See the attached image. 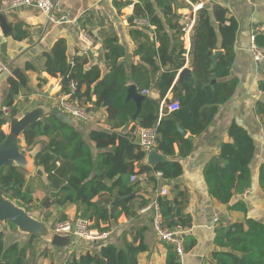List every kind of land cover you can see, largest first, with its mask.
Listing matches in <instances>:
<instances>
[{"label": "trees", "instance_id": "1", "mask_svg": "<svg viewBox=\"0 0 264 264\" xmlns=\"http://www.w3.org/2000/svg\"><path fill=\"white\" fill-rule=\"evenodd\" d=\"M187 1L196 3L199 0ZM123 4L129 5L130 2ZM174 4L175 0H151L138 1L134 5L135 16L155 27L151 39L144 28L141 30L132 27L129 32L133 38L142 36L147 39L144 44L139 45L135 54L150 66L149 71L142 65H136L132 69V75L129 76L124 65L119 62L125 53L115 37L103 41L105 50L103 61L109 68V73L102 77L99 63L85 69L88 61L86 50L83 48L80 51L82 55L74 56L70 63L64 39L55 41L51 51L41 55L44 63L40 72L50 77L59 75L62 79L68 71V65L71 64L67 75L70 87H64L62 84L61 92L82 108H84L83 104L92 102L91 98L94 96L95 101L92 102L91 109L95 111L105 108L111 130L95 128L89 133V140L94 142L95 149L98 150L96 156L93 155L91 146L84 139L80 126H77L74 121L70 122L65 117H61L62 114L57 111L30 125L23 132L21 153L31 154L32 166L40 168L41 174L45 176L44 178L37 176V178L45 198L49 199L46 208L51 205L62 208L75 206L77 212L84 214V219L89 222L90 229L101 233L109 232V210L105 206L110 204L113 192L117 191L118 196L122 198L118 214L132 216L131 202L137 184L130 182L129 179L134 175L133 162L143 160L145 155L137 145L132 144V136H129L132 128L130 133L124 136H118L117 133L122 135L132 122L135 123V127L141 129L155 127L160 137L159 148L165 154L171 155L173 154V143L178 139L175 123L181 114L198 103L194 96L196 91L202 94V101L199 102L198 107L210 104L211 111H216L219 104H224L231 98L237 85V79H228L235 58L237 23L227 15L225 9L213 5L211 15L207 9L197 13L195 29L191 32V48L188 53L192 76H185L179 80L174 91L173 100H177L178 110L168 115L166 106L173 101H166L168 104L160 111L159 101L144 100L140 104V111L135 120H132L136 111V103L131 98L127 99L128 84L136 85L139 91L150 89L158 93L159 100H162L170 90L177 72L184 65L186 51L182 42L176 41L175 44L170 45L171 40H175L176 36L184 34L182 26L177 24L179 15L175 12ZM156 7L160 9L165 25L169 28L168 31H175L172 38L165 32ZM172 21L175 23L172 24ZM10 37L16 42L31 41V35L23 28L22 22L14 26ZM156 42H158L157 47H155ZM254 43L264 48V32L254 36ZM217 49L223 52L218 55L211 69V55ZM168 52L176 55V59H167ZM155 58L159 60L161 67L168 66L157 78L156 73L159 71V66L156 65ZM6 68L9 76L6 79V90L0 103V144L6 138V134L1 130L2 126L19 112L16 98L19 95L28 96L31 93L26 73L36 72L33 64L30 63H24L22 66L10 65ZM212 80L216 82L212 83ZM260 89L264 91V86ZM85 109L88 112L90 110ZM257 109L258 114L263 118L264 126V104H258ZM160 112L161 115L166 116L167 114L169 117L160 119ZM78 122L81 121L78 120ZM233 127L237 129L236 126ZM190 132L194 134L193 130ZM242 137L246 145L242 150L235 143L232 145V157L227 168L219 167L206 171L210 194L218 203L226 205L231 201L233 193L241 194L250 188L251 177L248 166L254 156V146L244 132H242ZM181 141L184 145L189 143L188 140ZM179 154L187 155L182 147L179 148ZM142 171L149 173V168H144ZM154 171H159L166 180H173L182 174V167L178 162L171 161L160 164L154 168ZM30 180L32 178L26 170L16 167L0 169V191L5 198L27 212L32 208V194L34 193V185ZM258 186L264 194V164L259 168ZM103 194L108 196L103 202H92L93 198ZM156 204L159 208L163 229L175 232L178 227H185L188 224L176 217L175 211L178 205L175 200L168 201L166 198L159 197L156 199ZM38 208L41 207L37 206ZM231 209L245 215L247 213L242 201L234 203ZM46 218L44 222L47 223L51 215L47 214ZM116 219L117 217L113 221ZM65 220V215L61 213L50 227ZM100 224L107 226L102 227ZM7 232L15 233V226L8 222L4 225L0 223V263L24 264L25 260L29 261L28 257L26 259L28 252L31 263H33L39 255L34 252L31 241L38 237L30 235L28 243L21 247L18 240L7 242ZM128 235L131 237L130 241H127L126 233H123L118 242H97V249L92 252L82 254L73 251L62 261V264H137L138 254L147 251L144 245L145 233L142 230L134 233L132 237L131 230ZM163 244L167 251L165 264H178L173 246ZM214 244L219 247L220 251L213 253L212 264H264V223L245 217L243 222L221 225L215 230ZM193 246V241L189 242L188 238L184 239L185 252L190 251ZM18 259L19 262H17Z\"/></svg>", "mask_w": 264, "mask_h": 264}, {"label": "crops", "instance_id": "2", "mask_svg": "<svg viewBox=\"0 0 264 264\" xmlns=\"http://www.w3.org/2000/svg\"><path fill=\"white\" fill-rule=\"evenodd\" d=\"M125 2H130V4H123ZM137 3L138 1L136 0H60V5L68 11V20L62 24L48 22L46 17L34 8L1 12L11 27V33L14 26L22 22L23 28L31 35L30 42H16L10 37L11 33L4 36L0 32V67L16 64L22 66L24 63H30L36 69V72L29 71L26 73L31 93L28 96L19 95L16 98V105L19 106V115L21 116L38 106L45 107L49 114L54 111L60 112L62 114L60 115L61 117H65L70 122L74 121L77 126H80L84 139L91 146L93 155L96 156L98 150L95 149L94 142L89 140V133L95 128L111 131L107 122L105 108L92 110V102L95 101V97L92 96V102L82 105L84 108L90 109V121L78 122V120L71 119L65 115L59 107V101L67 97L66 94L61 92L62 79L59 75L57 77H50L46 73L40 72L44 63L41 55L49 53L55 41L64 39L67 45L69 62L72 63L74 56L82 55L80 52L82 48L90 50L92 57L89 58L87 56L88 64L85 66V69L99 63L102 77L109 73V68L103 61V54L105 53L103 41L110 37H115L118 40V44L124 49L125 54L119 62L124 65L128 75H132V69L136 65H142L149 71L150 66L143 62L140 56L135 54L139 45L144 44L147 39L142 36L140 38H133L129 32L132 30V27L141 30L144 28V31L151 39L155 27L152 25L143 27L134 24V20L140 18L135 16L133 12L134 5ZM197 5H201V7L193 13L192 8ZM213 5L225 9L227 15L232 17L237 23L234 44L235 58L230 69V77L228 78L237 79L234 93L226 103L219 104L216 111H211L210 104L198 107L199 102L202 101V94L200 91H196L194 96L198 103L192 109L181 114L175 123L178 139L177 142L173 143V154H165L159 148L160 137L158 136L153 150L161 158L160 162L155 166H150L147 162L148 152H144L141 149L140 151L145 154L143 160L133 162L132 170L134 175L132 177H136V180L132 181V183L136 182L137 186L134 189V198L131 202L132 216L118 214V210H120L118 206L113 216V219L117 217L116 221L110 219V204L118 196L117 191L113 192L110 204L105 206L109 210L110 230L108 238L102 241H107L108 243L118 242L123 233H126L127 241H130L131 237H129L128 233L131 230L132 237L134 233L144 231V245L147 251L138 254L137 264H165L166 261L167 251L165 245L159 240L153 226V208L144 212L141 211L144 207L156 202V199L159 197L166 198L168 201L175 200L178 205L176 211L179 210L178 214L175 211L176 217L188 223L185 227H178L175 230V232H178L183 237V246L185 238H188L189 242L193 241L194 243L190 251H184V254L180 258V264H212L213 253L220 251L219 247L214 244V236L215 230L221 225L225 226L231 223L243 222L245 217L248 216L264 223V194L258 186L259 168L264 164V126L263 118L257 112L258 104H264L261 100L264 99V91L260 89V87L264 86V64L254 62L250 52L251 39L257 33L264 32V0L256 1L253 5H249L244 0H199L196 3H190L187 0H175V12L179 15L177 24L183 26L191 18H194L196 22L197 13L204 9H207L211 15ZM156 12L164 25L165 32L172 38L175 31H168L169 28L165 25L166 23L161 11L157 7ZM212 21L214 22L213 19ZM171 23L174 24L175 21ZM214 24L216 23L214 22ZM194 29L195 24L189 33L176 36L175 40H171L170 42V45L175 44L176 41L182 42L183 48L186 51L182 69L188 68L190 70L189 77L192 76V69L188 53L191 48V32ZM217 37L220 39L218 35ZM86 40L92 43L91 47L86 45ZM157 46L158 42L155 43V47ZM215 51H218L219 54L223 52L217 49L213 53ZM166 58L176 59V55H171L168 52ZM154 60L156 65L159 66V71L156 73L157 78L168 66L161 67L159 60L157 58ZM180 71L181 69L177 72L170 90L162 100H159L158 93H154L150 89L139 91L137 86L132 83H129L128 86L134 85L140 94L143 91H148L147 95H142L148 101H159V109L161 111L168 104L166 101H177L173 99ZM8 76V70L4 71L0 79V103L6 90V79ZM215 82L216 80H212V83ZM169 97H171V100L168 99ZM168 115H161L160 112L159 118L165 119ZM134 124L132 122L122 135L119 133L117 135L124 136L126 133H130V129L132 128L129 136H132V144L136 146L137 133L141 128L135 127ZM177 126L185 134H181ZM233 126H236L237 129H234ZM190 130H193L194 134H191ZM242 132L250 138L254 146V156L248 166L251 185L249 189L244 190L241 194L233 193L231 201L228 204H221L210 194L206 171L219 167L227 168L230 165L233 150L232 145L235 143L240 150L246 145ZM181 140H188L189 143L184 145ZM180 147L183 148V152L187 155L181 156L179 154ZM135 152L136 150L134 149ZM171 161H176L181 165L182 174L173 180L164 179L162 174L161 177H158L157 173L160 172H155L154 168L164 162ZM29 166V176L32 178L34 185L32 210L28 211L30 215L49 227L53 225L54 219L59 217L61 213L65 215L66 220H75L77 217L84 219V214L77 212L75 206L62 208L51 205L46 208L49 204V199L45 198V194L37 178V176L42 178L45 176L41 174L40 168L32 166V159L29 160ZM144 168H149V173L142 171ZM32 172L33 174H31ZM162 190L166 191L167 194L162 195ZM107 197L104 194L96 196L92 199V202H103ZM46 200H48V203L46 207H43ZM121 200L122 198L120 197V202ZM238 201H242L245 204L246 215L240 211L231 209L232 205ZM37 206L41 208L37 209ZM47 214H50L51 218L46 223L44 221L47 219ZM100 225L102 227L107 226L106 224ZM16 234L17 237H13L12 239L20 241L21 247L28 243L30 235H21L17 231ZM97 242L101 241L87 242L82 240L80 243L75 241L68 248L58 249L39 238H34L31 241V245L34 252L39 256L31 263L30 253L28 252L26 259L28 257L29 261L26 264H62V261L70 256L73 251L84 254L85 252H92V250L97 249ZM138 243L139 240L137 241Z\"/></svg>", "mask_w": 264, "mask_h": 264}, {"label": "built area", "instance_id": "3", "mask_svg": "<svg viewBox=\"0 0 264 264\" xmlns=\"http://www.w3.org/2000/svg\"><path fill=\"white\" fill-rule=\"evenodd\" d=\"M249 5H253L254 2L260 0H244ZM201 5H197L192 8L195 13ZM25 8H34L43 14L48 22L53 24H62L68 20V11L60 5V0H2L0 5V13L5 11H14ZM135 25L143 27H149L146 20L142 18H136L134 20ZM195 24L194 18L188 19L187 22L182 26L183 33H189ZM88 47L92 46L89 40H86ZM250 52L254 62L264 64V48H260L255 45L254 38L251 39ZM3 71H7V68L0 67ZM148 91H143V95H147ZM59 107L61 111L70 117L71 119L88 122L91 120V114L85 109L78 106L75 102L69 99V96L62 98L59 101ZM179 108L178 102L174 101L166 106L168 113L177 111ZM158 138V133L155 127L140 129L137 133L136 144L144 152L153 150ZM158 177H161V173H157ZM136 180V177H130V181ZM162 195H166V191H161ZM153 208V226L157 233L159 240L163 243H167L173 246L174 255L177 262L180 264V258L184 254L183 249V237L178 232L168 231L161 227V217L159 208L156 202L144 207L141 211H147ZM53 232L61 236H70L73 240L77 239L80 241L96 242L106 240L108 238V232H98L89 228V223L85 219L77 218L75 220H65L55 223L53 226Z\"/></svg>", "mask_w": 264, "mask_h": 264}, {"label": "water", "instance_id": "4", "mask_svg": "<svg viewBox=\"0 0 264 264\" xmlns=\"http://www.w3.org/2000/svg\"><path fill=\"white\" fill-rule=\"evenodd\" d=\"M0 32L4 36L11 33V27L8 25L2 13H0ZM85 53L89 58L92 57V52L90 50H86ZM218 54L219 52L215 51L211 55L212 67L215 64ZM70 69L71 64L68 65V71L62 78L63 86L68 88L70 85L67 82V75ZM3 73V69H0V79ZM185 76H190V70L188 68L181 69L178 80L183 79ZM128 98L133 99L136 103V111L132 117V120H135L140 111L141 102L147 99L137 91L134 85H129L127 87V99ZM168 99L171 100V97ZM261 100L264 102V99ZM47 115H49L48 110L43 106H38L21 116L17 113L8 121V133L6 134L5 140L0 144V169L2 167H16L27 171L29 168V160L32 159V155L29 154L26 156L21 153L23 147L21 136L30 125L42 120ZM177 129L181 134H185L179 126H177ZM160 160L161 158L154 150L148 152L147 162L150 166H155ZM119 202L120 197L116 196L110 204L111 220H113L114 212L115 209L118 208ZM47 203L48 200L44 202L43 207H46ZM178 213L179 210L176 211V214ZM6 222L14 225L17 233L26 236L35 235L42 241L58 249L68 248L74 244V240L70 236H61L54 233L48 225L30 215L24 208L19 207L14 202L5 198L2 191H0V223L4 224Z\"/></svg>", "mask_w": 264, "mask_h": 264}, {"label": "rangeland", "instance_id": "5", "mask_svg": "<svg viewBox=\"0 0 264 264\" xmlns=\"http://www.w3.org/2000/svg\"><path fill=\"white\" fill-rule=\"evenodd\" d=\"M4 66V68H5V65H3ZM0 100H1V88H0ZM3 127H5V129L3 128ZM1 130L5 133V134H7L8 133V129H7V124H5L4 126H2V128H1ZM27 171H30V166H29V168L27 169ZM31 174H33V172L31 173ZM32 183V185H33V181L32 180H30ZM33 203V202H32ZM32 210V209H31ZM30 210V211H31ZM249 217V216H248ZM51 228V230L53 231V227H50ZM8 233V232H7ZM11 233H8L7 234V242H10V241H12L13 239V237H17V234H16V232L15 233H12L11 235H10ZM30 238V237H29ZM75 241L77 242L78 241V243H80V242H82V241H80V240H77V239H74V243H75ZM35 255V254H34ZM27 263V261L25 260V262H24V264H26Z\"/></svg>", "mask_w": 264, "mask_h": 264}, {"label": "flooded vegetation", "instance_id": "6", "mask_svg": "<svg viewBox=\"0 0 264 264\" xmlns=\"http://www.w3.org/2000/svg\"><path fill=\"white\" fill-rule=\"evenodd\" d=\"M2 225H4V224H2ZM17 262H19V259L17 260ZM0 264H3V263H0ZM18 264V263H17Z\"/></svg>", "mask_w": 264, "mask_h": 264}, {"label": "bare ground", "instance_id": "7", "mask_svg": "<svg viewBox=\"0 0 264 264\" xmlns=\"http://www.w3.org/2000/svg\"><path fill=\"white\" fill-rule=\"evenodd\" d=\"M5 129V128H4Z\"/></svg>", "mask_w": 264, "mask_h": 264}]
</instances>
